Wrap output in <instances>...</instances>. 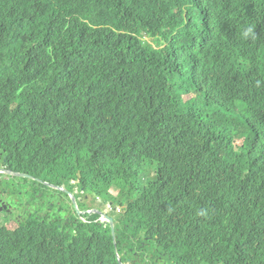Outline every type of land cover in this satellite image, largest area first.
<instances>
[{
	"label": "trees",
	"instance_id": "1",
	"mask_svg": "<svg viewBox=\"0 0 264 264\" xmlns=\"http://www.w3.org/2000/svg\"><path fill=\"white\" fill-rule=\"evenodd\" d=\"M0 137L4 167L125 210L116 242L96 214L0 223V264H118L115 247L132 264H264V0H0Z\"/></svg>",
	"mask_w": 264,
	"mask_h": 264
},
{
	"label": "rangeland",
	"instance_id": "2",
	"mask_svg": "<svg viewBox=\"0 0 264 264\" xmlns=\"http://www.w3.org/2000/svg\"><path fill=\"white\" fill-rule=\"evenodd\" d=\"M114 94H116V92H113ZM127 94V93H126ZM129 96H131L129 93L127 94ZM116 101V100H115ZM11 129L16 130V131H22V125L19 123H16L12 125ZM8 143L6 144H1L0 143V167L4 166L5 163V158H3V156H1L3 153L6 152V148H8ZM25 175V174H24ZM32 178V177H31ZM34 179V178H33ZM41 181V180H40ZM63 181V180H62ZM37 182L39 184H42L45 186V183L43 181L38 182L36 179L35 181L32 180H27V181H22V180H15V178H10L9 182H3L1 183V187H7L8 184H13V193L9 196L8 202L10 203L11 207H13L14 209V213L10 214L9 217L15 221V219L13 218V215L15 214H22L24 215L26 218H30V217H34L37 222L39 223H51V222H59V226L62 220H74L76 221L79 217L80 214H84L85 212H81L79 209L74 208L73 206H71V199L70 197H68L64 191H57L55 195L54 193L51 192L52 196H61L63 198V200H60V203H52V202H48L46 199L42 198V193L39 194H35L37 193L39 190H44L43 187H41L39 184L34 183ZM51 189V188H50ZM18 190H22L19 191L17 194L16 192ZM64 190L69 192V193H76V190L74 187L71 186H64ZM45 192H48L47 189H45ZM117 192V188L113 187L111 193L115 196ZM49 196V195H48ZM78 200H79V207H87L89 208V206L86 203H81L80 199H81V195L78 194L77 195ZM102 201L105 202L106 201V197L102 196L101 197ZM54 201V200H52ZM57 201H59V199H57ZM98 203V200L96 201ZM103 208V207H100ZM90 215H93L95 213L89 212ZM48 215V216H46ZM111 216H113L115 219L117 218V216L114 213H111ZM7 218H9L8 216H5ZM17 225H18V221H17ZM21 225V224H20ZM111 228V225H110ZM112 229V228H111ZM114 242V241H113ZM115 252H116V260L118 264H132L131 262H124L120 255L117 253V248L115 247ZM126 252L123 253V255H125ZM119 257V258H118ZM148 262V260H147Z\"/></svg>",
	"mask_w": 264,
	"mask_h": 264
},
{
	"label": "clouds",
	"instance_id": "3",
	"mask_svg": "<svg viewBox=\"0 0 264 264\" xmlns=\"http://www.w3.org/2000/svg\"><path fill=\"white\" fill-rule=\"evenodd\" d=\"M251 32H252V29L251 28H248L244 32V36L247 37ZM105 45L106 44L104 42V46ZM121 97H130V96L125 93V94H121ZM119 108L120 107L118 106V110H119ZM8 121L10 122L11 127H12L13 124H15V120L12 119V118H10ZM5 122H6V120H5ZM11 127L9 128L10 131L13 130V129H11ZM0 141H1L0 142L1 144H6V140L5 139H1V137H0ZM240 144H241L240 141H237L236 142V144L234 145V147H235L236 150L238 149V147L240 146ZM102 155H105L109 159V162L111 163V162H114V160L121 159L124 156V153H121V152L112 153L109 149L106 148V150L104 151V153ZM91 164H93V163H91ZM94 165H96V164H94ZM230 167H231L232 170H234V172L236 174H238V176H239V178L241 180V184L243 186H250V185H252L254 188H258L259 187L258 185L254 184L249 179H247V172H249V171L244 170V169H242V168L239 167V160H232V159H230ZM46 184L47 183H45V185ZM69 186L74 187L75 190H76V193L74 195H75L76 200H77V206H78L77 209H79L81 212H85L84 214L83 213L80 214V218H82L84 221H86L83 218V216H85L87 214L90 215L89 212H92V213H95L96 215H98L100 217L99 218L100 223L104 224L105 226H110V223L108 222V220L103 217L104 215L109 216V217L113 218V221H114V233H115V218L113 216H111V213H114L115 212V214L122 215L125 212L124 207L117 206L116 203H114L113 201L108 200V199H106V201L103 202L102 199H101V197H102L101 195L90 194L87 191H85L84 189H81V182H80V180L71 181L69 183ZM52 187H55V186L52 185ZM112 188L110 190V194L111 195H113L111 193ZM118 192H119V190L117 188L116 195L115 196L113 195L112 197L113 198H116L117 195H118ZM78 194L81 195L80 202L81 203H86L89 206V208L84 207L83 209H81L79 207V205H78L79 200H78V197H77ZM59 199L61 201L63 200V198L61 196L59 197ZM97 200H98V203L96 202ZM71 206H73L75 208V206L73 205V203H71ZM100 207H103V208H100ZM98 213H101V215H99ZM18 214H15V215H18ZM23 217L26 219V217L24 215H23ZM20 224H22V223L18 222V225H17V221H15L14 223L8 224L5 227L7 229H9V230H13V229L18 228L20 226ZM259 228H260V241H264V217L262 215H260ZM260 241H258V244L260 243Z\"/></svg>",
	"mask_w": 264,
	"mask_h": 264
},
{
	"label": "flooded vegetation",
	"instance_id": "4",
	"mask_svg": "<svg viewBox=\"0 0 264 264\" xmlns=\"http://www.w3.org/2000/svg\"><path fill=\"white\" fill-rule=\"evenodd\" d=\"M2 171H11V170L8 169L7 167H4V166L0 167V223H2L4 226H6L8 224L14 223L15 221H18L20 223L25 222L26 219L21 214L13 215V218L15 219V221H13L9 217L10 214L14 213L13 207H11L10 203L8 202V199H9V196L11 195V193L9 191L4 193L5 187H1V183L9 182L11 177H8V176L1 174ZM15 179H17V178H15ZM37 181H39V180H37ZM5 216H8L9 218H7ZM46 216H48V215H46Z\"/></svg>",
	"mask_w": 264,
	"mask_h": 264
},
{
	"label": "water",
	"instance_id": "5",
	"mask_svg": "<svg viewBox=\"0 0 264 264\" xmlns=\"http://www.w3.org/2000/svg\"><path fill=\"white\" fill-rule=\"evenodd\" d=\"M2 174L8 176V177H11V178H17V179H27V180H32V181H35V179L31 178L30 176L28 175H24V174H21V173H15V172H12V171H2ZM40 182V181H38ZM49 188H52L54 190H57V191H64L65 194L70 197L71 199V203H73V205L75 206V208H78L77 206V200H76V197L73 193H69L67 191L64 190L63 187H52L50 186L49 184H46ZM99 215H101V213H98ZM105 219L108 220V222L110 223L111 225V228H112V236H113V241L116 242V239H115V233H114V221H113V218L109 217V216H106L104 215L103 216Z\"/></svg>",
	"mask_w": 264,
	"mask_h": 264
},
{
	"label": "bare ground",
	"instance_id": "6",
	"mask_svg": "<svg viewBox=\"0 0 264 264\" xmlns=\"http://www.w3.org/2000/svg\"><path fill=\"white\" fill-rule=\"evenodd\" d=\"M125 222V221H124ZM125 227V226H124ZM125 231V230H124ZM117 236V235H116ZM117 239V238H116ZM122 248V247H121ZM117 250H118V247H117ZM119 258V257H118Z\"/></svg>",
	"mask_w": 264,
	"mask_h": 264
}]
</instances>
